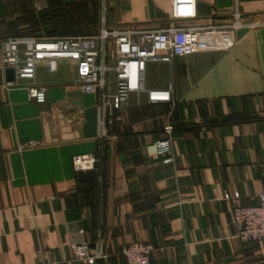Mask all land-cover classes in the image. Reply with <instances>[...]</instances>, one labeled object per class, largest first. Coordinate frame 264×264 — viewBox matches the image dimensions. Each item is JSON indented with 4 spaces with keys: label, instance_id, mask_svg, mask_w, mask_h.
Segmentation results:
<instances>
[{
    "label": "crops",
    "instance_id": "obj_1",
    "mask_svg": "<svg viewBox=\"0 0 264 264\" xmlns=\"http://www.w3.org/2000/svg\"><path fill=\"white\" fill-rule=\"evenodd\" d=\"M105 26L144 29L171 22V0H106ZM103 0L0 3L7 36H93ZM234 0H198L191 24L233 21ZM244 22L264 20V0H239ZM230 48L209 40L171 62L149 63V87L173 82V101L133 93L109 117L104 138L84 135L95 94L76 87L77 66L42 61L45 103L27 81L10 85L0 52V264H125L123 249L151 243V264H264V243L242 242L231 197L255 205L264 192V27L242 28ZM170 137L175 161L146 148ZM42 145L19 150L21 141ZM104 147L95 169L76 171L75 155ZM88 244L91 260L75 257Z\"/></svg>",
    "mask_w": 264,
    "mask_h": 264
},
{
    "label": "built area",
    "instance_id": "obj_2",
    "mask_svg": "<svg viewBox=\"0 0 264 264\" xmlns=\"http://www.w3.org/2000/svg\"><path fill=\"white\" fill-rule=\"evenodd\" d=\"M14 0H0L8 3ZM103 0L102 26L93 36H7L0 41L1 60L5 68L15 69L17 85L27 81L28 98L36 103H45L47 89L37 83V66L45 61L50 72L58 69L60 60H71L77 66L76 87L81 93L95 94L98 98V133L104 138L108 119L113 111L127 104L133 93H145L149 103L173 101L175 85L169 82L163 87H149L147 70L149 63L171 62L199 49L209 40L213 46L230 48L236 43L235 34L242 28L264 27V20L244 22L239 10V0H234L233 21L226 24L198 25L190 21L197 19L198 0H171L172 24L152 29L137 26L109 28L105 26L107 10ZM109 123V120H108ZM42 141L27 139L18 145L19 150L42 145ZM150 156L161 158L164 164L175 161L173 142L170 137L160 139L146 148ZM104 147L97 152L75 155L72 159L76 171L95 169L102 161ZM232 220L237 237L242 242L264 243V192L255 205H243L238 198L231 197ZM155 246L135 241L123 249L125 264H151ZM80 260L94 259L89 254L88 244L73 248ZM44 264H54L45 262Z\"/></svg>",
    "mask_w": 264,
    "mask_h": 264
},
{
    "label": "water",
    "instance_id": "obj_3",
    "mask_svg": "<svg viewBox=\"0 0 264 264\" xmlns=\"http://www.w3.org/2000/svg\"><path fill=\"white\" fill-rule=\"evenodd\" d=\"M6 77L9 82L15 80V69L8 67L5 70ZM85 124H84V135L86 137H95L98 134V109L97 107H91L84 110ZM108 116L106 122L108 124Z\"/></svg>",
    "mask_w": 264,
    "mask_h": 264
},
{
    "label": "trees",
    "instance_id": "obj_4",
    "mask_svg": "<svg viewBox=\"0 0 264 264\" xmlns=\"http://www.w3.org/2000/svg\"><path fill=\"white\" fill-rule=\"evenodd\" d=\"M20 36H23V35H20ZM31 36V35H30ZM33 36V35H32ZM43 36H46V35H43ZM48 37H51L50 35H47Z\"/></svg>",
    "mask_w": 264,
    "mask_h": 264
}]
</instances>
